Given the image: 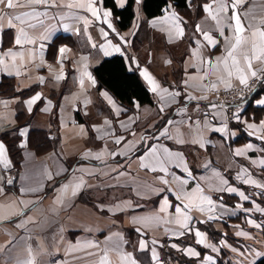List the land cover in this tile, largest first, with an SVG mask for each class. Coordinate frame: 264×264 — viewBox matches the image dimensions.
<instances>
[{"label": "crops", "instance_id": "0c3cea01", "mask_svg": "<svg viewBox=\"0 0 264 264\" xmlns=\"http://www.w3.org/2000/svg\"><path fill=\"white\" fill-rule=\"evenodd\" d=\"M79 2L55 0L57 6L50 7L31 6L21 0L23 6L13 10L0 6L4 14L0 19V82L7 76L17 91L26 92L22 97L0 96V143L5 146L4 156L0 157V217H8L0 219V264L29 260L33 264H101L102 260L103 264H130L128 253L137 264H206V255L213 256L215 264H252L262 257L257 253H264V227H254L248 220L264 223V212L255 207L264 208V188L244 181L264 185V167L260 166L264 159V112L253 110L264 108V103H259L264 101V78L246 102L225 108L214 101L209 86L225 85L217 82L220 73L211 64L225 54L227 45L218 37L216 22L202 5L212 4L213 14H217V5L213 0L198 9L190 5L188 16H182L169 2L163 13L146 17L142 0H134L133 21L120 30L116 17L102 0H94L99 20L86 8L75 6ZM225 2L230 4L231 0ZM104 11L111 13V28L104 22ZM238 11L246 26L258 25L264 19V0H251ZM9 12L30 15L22 18L23 23L13 19L9 26ZM219 15L230 18V13ZM81 17L90 21L86 30ZM197 24L200 32L196 31ZM177 25L183 29V36H177ZM21 29L26 35H21ZM204 31L220 40L217 47L207 45ZM18 37L20 44L15 42ZM195 40H200L201 48L197 49ZM60 48L66 51L61 53ZM116 54L124 57L129 71L138 73L151 92L152 103H135L128 111L108 90L98 86L94 66ZM205 60L210 63L205 65ZM253 64L264 67L257 61ZM204 67L209 75L201 80ZM144 69L161 88L181 95L170 98L165 93L162 99L161 94L152 92L141 75ZM189 77L194 79L185 86L183 81ZM231 83L239 85L235 77ZM37 94L40 98L29 105L27 102ZM210 104L217 107L211 108ZM161 107L163 112L159 111ZM167 120L173 121L168 125L172 139L157 141L152 134H158V129L163 131ZM248 124L256 127L249 128ZM225 125L224 133L214 131ZM38 130L53 140L52 149L44 153L36 152L28 140ZM3 134L20 135L19 165L13 163ZM119 136L124 140L116 145ZM129 141L134 147H125ZM152 144L182 154V159L172 156L166 163L168 175L140 168L139 157ZM112 152L123 154L112 156ZM96 154H101L99 160ZM144 163L157 167L150 157ZM185 167L192 172L191 178L184 172ZM173 173L179 179H173ZM12 175L14 183L8 185ZM161 175L169 185L160 184L157 177ZM185 178L189 179V184L183 186L185 191L191 192L199 185L217 206L211 212L207 207L201 212L195 206L200 201L195 200L193 207L185 210L193 219L181 229L174 207L169 206L165 212L160 208L164 196L180 203L175 197L180 193L179 180ZM223 179H228L227 186L236 187L250 199L243 201L238 194L215 191L226 187ZM162 187L172 192L157 194ZM221 201L224 207L219 206ZM237 204L242 207L237 208ZM209 216L217 218L209 220ZM143 217L158 219L145 222ZM196 230L204 233V244H197ZM180 231L185 235L178 236ZM237 231L247 235L237 236ZM141 240L145 242L143 248ZM221 240L227 246L221 245ZM209 244L219 251L213 252L206 246ZM189 246L200 255L192 257L181 250ZM153 251L158 262L152 258Z\"/></svg>", "mask_w": 264, "mask_h": 264}, {"label": "snow or ice", "instance_id": "6c2138e0", "mask_svg": "<svg viewBox=\"0 0 264 264\" xmlns=\"http://www.w3.org/2000/svg\"><path fill=\"white\" fill-rule=\"evenodd\" d=\"M140 0H137V3H139ZM251 0H231V3L228 4L225 2V0H213V3L217 5V14H213L212 12V4H204L202 5L204 11L208 12L210 18L216 22V27L218 30V37L223 38L224 43L227 45L224 52L225 54L219 57H216V63L211 64V67L215 70H217L220 74L217 75L216 80L218 83H222L225 85L226 88L231 89L233 87L231 83V78L235 77L238 79L239 84L246 85L249 81V78H264V67H257L253 64V61L259 62L260 65H264V19L260 20L258 22V25L254 24H248L247 26L244 23V19L241 16L240 12L238 11L239 8L246 6L248 3H250ZM26 3L31 6L36 5H44V6H50V7H56L55 0H52V3L49 4V0H26ZM117 3L123 6L124 0H117ZM0 6H3L4 9L7 10H13L19 7H22L21 0H0ZM71 6V5H70ZM77 7L86 8L87 11L95 17L97 20L100 19V13L99 10L94 6V0H80V2L75 5ZM33 13L36 12L35 8L32 9ZM220 13H230V18H222ZM39 14V13H36ZM3 13H0V19L3 18ZM9 16L8 24L9 26L12 25L13 19L20 20L21 23H23V17L30 15L28 12H22L19 15H16L14 13H7ZM111 15L109 11L103 12V19L106 24H108V27L111 28V24L108 21V17ZM247 13H245V16ZM172 17L175 19H178L175 13H172ZM81 19L84 20L85 30L87 29V25L90 23V21L87 19V17H81ZM164 19V18H162ZM250 31V35L246 34ZM196 31L200 32L201 28L200 25H196ZM176 32L177 36H183L184 32L183 29L179 27V25L176 26ZM226 32H231L232 35H226ZM21 35H26L21 29ZM105 36H107V33H104ZM121 40H123V37H121ZM203 40L207 42L208 46H211L213 48L217 47L220 43V40L217 38H214L213 35L209 34V32L204 31L203 32ZM234 41V42H233ZM16 44H20L21 40L18 37L16 39ZM194 43L197 46V49L201 48V42L200 40H195ZM61 53H64L66 51L65 48H60L59 50ZM115 51L119 52L120 47L116 46ZM193 55H196V52H193ZM0 63H2V60H0ZM166 63H170V61H166ZM210 63V60H205L204 64L207 65ZM195 67V65H193ZM197 71H201V69H197ZM204 75L199 77V79L203 80L209 75V71L207 67L203 68ZM259 73V75H258ZM87 75V73H85ZM141 75L144 76V78L149 82L151 85V91L154 93L161 94V98L163 99V94H167L168 97L174 98L181 95L179 91L170 92L169 88H161V86L157 83V81L147 72L146 69L141 71ZM57 80L61 79L60 76L56 77ZM89 79L91 77L89 76ZM189 79H194V77H189L188 79L184 80L183 83L185 86L188 85ZM211 90H215L217 88V83H212L210 86ZM40 98L39 94L32 97L31 100H29L27 103L29 105L35 103L36 100ZM189 99H196V97L189 96ZM200 99H207V97H200ZM259 103H264V101H259ZM211 108L217 107L215 104H210ZM239 107V106H238ZM159 111L163 112L164 109L161 107ZM180 111H185V109L181 108ZM237 121H239V116L236 115ZM191 120L189 123V128H191ZM105 124H110V121L105 120ZM172 120H167V124L164 126L163 131H160L159 129L158 134L153 133L152 136L154 139L159 141L161 138H167L172 139V137L169 135V128L168 125H172ZM262 126H264V121L261 122ZM249 128H255L256 126L254 124H248ZM214 131H218L220 133H224L226 131V125L223 127H220L218 129H214ZM144 139L143 137L141 138ZM261 139H264V137H261ZM124 140L123 136H119L115 139L114 143L116 145H120L121 142ZM177 143L183 144L184 140H178ZM132 145V142L129 141L128 145H125V147H129ZM249 148L252 147V145H248ZM5 153V146L3 143H0V157L4 156ZM123 153H117L112 152V156L122 155ZM240 153L238 152L237 155ZM85 155H88V153H85ZM101 154H96L95 159L99 160ZM172 156H177L182 159L181 153H174L169 150L168 147L159 146L157 144H152L150 147L147 148V150L144 151L143 155L139 157L140 160V168L142 169H149L152 172H156L159 170V172L164 173L165 175L169 174V169L165 166L166 163L170 162V158ZM146 157H150L157 167H150L149 164L144 163V160ZM260 166L264 167V159L260 160ZM115 171V169H113ZM184 172L187 173L188 177H192V172L185 167ZM123 175V173H121ZM165 175H161L157 177V180H159L161 185L167 186L169 185V180L165 178ZM173 179H179L175 177V174H172ZM51 178V177H49ZM11 184L12 181H9ZM244 183L248 184H255L259 188H264V185L257 184L255 180H245ZM180 193L176 195L175 200L180 201V203H175L174 201L170 200L169 196L163 197V205L160 208L161 212H165L169 206L174 207L175 213L177 215L176 223L179 224L181 229L187 228V222L191 219H193L192 216L188 215L186 209H191L193 207V203L195 200H199L200 203L196 204L195 206L198 208L199 211L203 212L205 211V207H207V210L211 212L216 206V202L213 200L212 196L210 194L205 195L203 192V189L199 185H197L195 188L192 189L191 192L185 191L183 189L184 185L189 184V179H180ZM223 184L226 186L224 189H215V191H226L229 194H238L240 199L243 201H248L250 197L246 195L244 192H238V189L236 187L227 186L229 184L228 179H223ZM79 187V185L77 186ZM0 191H3L2 188H0ZM164 192H172L171 188L168 187H162L159 189L157 194H163ZM196 194V195H194ZM184 200H187L188 203H183ZM21 203H24L21 201ZM255 203V202H253ZM220 207H224L223 202H220ZM237 208H241L242 205L237 204ZM256 210L260 212H264V208H260L259 205H255ZM245 211H251V209H246ZM179 217H183V219H179ZM217 217L209 216L208 219L212 220ZM0 219L7 220L8 217H0ZM145 222H150L153 220L158 219L157 217H143L141 218ZM139 222V221H134ZM248 223L253 225L254 227L260 228L264 227V223H257L254 220L249 219ZM22 226V225H18ZM140 229H137V232H139ZM195 236L197 237V244H204L205 243V235L204 233L200 232L199 230L195 231ZM178 236H184L185 232L180 231L177 233ZM237 236H245L247 233L243 231H237ZM221 245L227 246V243L225 240L220 241ZM141 248L145 246V242L141 240L140 242ZM207 247H211L213 252L219 251V249L215 245H206ZM172 247L176 248L177 245L173 244ZM182 251H185L188 255L192 257H197L200 255L197 251L192 249L190 246L185 249H181ZM232 251L237 252L239 251L236 248H233ZM243 255V253H240ZM89 255H92V253H89ZM258 256H264V253H257ZM128 259L130 260V264H137V261L135 259H132V254H127ZM154 261L158 262V256L153 251L152 256ZM204 261L211 262V264H215L214 258L211 255L204 256ZM17 264H33L31 260L27 262H17ZM101 264H103V260L101 261Z\"/></svg>", "mask_w": 264, "mask_h": 264}, {"label": "trees", "instance_id": "16d2710c", "mask_svg": "<svg viewBox=\"0 0 264 264\" xmlns=\"http://www.w3.org/2000/svg\"><path fill=\"white\" fill-rule=\"evenodd\" d=\"M207 0H142V10L146 17H153L163 13L166 5L171 2L182 14L188 16L190 5L197 9ZM102 4L111 10L116 17L118 29H127L134 17V0H127L123 6H118L115 0H102ZM98 86L108 90L118 101L124 104L128 111L133 108L135 103H152L151 92L142 82L137 72L129 71L122 55L116 54L103 58L93 68ZM261 90V89H260ZM264 91V88H262ZM26 92H19L15 89L12 78L4 76L0 82V96H24ZM254 111L261 114L264 108H253ZM9 133V132H6ZM9 154L15 165L21 161V147L19 144L20 135L3 134ZM29 143L38 153H44L53 147V140L45 131H35L29 135ZM145 264L147 262H144ZM252 264H264V256L258 258Z\"/></svg>", "mask_w": 264, "mask_h": 264}, {"label": "built area", "instance_id": "2783aa9c", "mask_svg": "<svg viewBox=\"0 0 264 264\" xmlns=\"http://www.w3.org/2000/svg\"><path fill=\"white\" fill-rule=\"evenodd\" d=\"M262 81L263 78H249L246 85L239 84L233 86L231 89L225 86L217 87L215 90L210 89L209 93L213 96L215 102L227 108L248 101Z\"/></svg>", "mask_w": 264, "mask_h": 264}, {"label": "water", "instance_id": "95a60500", "mask_svg": "<svg viewBox=\"0 0 264 264\" xmlns=\"http://www.w3.org/2000/svg\"><path fill=\"white\" fill-rule=\"evenodd\" d=\"M14 180H15V175H12L8 180H7V184L8 185H11L14 183ZM9 181H12V183L10 184Z\"/></svg>", "mask_w": 264, "mask_h": 264}]
</instances>
